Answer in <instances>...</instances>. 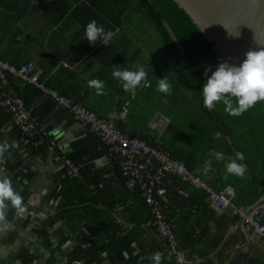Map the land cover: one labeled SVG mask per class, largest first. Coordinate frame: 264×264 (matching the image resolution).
Instances as JSON below:
<instances>
[{
	"label": "crops",
	"instance_id": "crops-1",
	"mask_svg": "<svg viewBox=\"0 0 264 264\" xmlns=\"http://www.w3.org/2000/svg\"><path fill=\"white\" fill-rule=\"evenodd\" d=\"M92 20L112 32L107 45L85 38ZM0 56L14 65L34 62L38 80L123 133L167 151L162 135L173 118L157 82L169 54L135 0H0ZM135 66L145 67L147 76L133 95L112 71ZM94 78L104 81L99 93L88 83ZM10 80L47 142L29 147L0 106V175L10 178L23 206L18 214L9 204L0 218L11 224L0 233V264H17L25 248L34 264H154L156 255L159 264H179L166 254L165 239L150 224L151 209L139 190L126 187L107 145L39 88L19 77ZM66 159L80 167L79 176L66 174ZM162 185V209L185 255L182 264H264V239L231 209L212 207L203 188L176 174Z\"/></svg>",
	"mask_w": 264,
	"mask_h": 264
},
{
	"label": "trees",
	"instance_id": "trees-1",
	"mask_svg": "<svg viewBox=\"0 0 264 264\" xmlns=\"http://www.w3.org/2000/svg\"><path fill=\"white\" fill-rule=\"evenodd\" d=\"M135 2L169 54L160 64L159 73L172 85L166 97L167 113L173 121L162 135L161 146L199 172L215 189L233 185L237 203H254L264 194V100L256 101L240 115H230L222 104L205 107L201 95L205 69L196 68V62L205 55L214 66L222 61L213 50V43L206 41L197 24L175 0ZM216 152L223 153L224 159L217 161ZM237 152L244 154V159L237 162L247 165L246 173L243 177L225 178V160L234 159ZM29 258L27 253L22 254L24 263L28 264Z\"/></svg>",
	"mask_w": 264,
	"mask_h": 264
},
{
	"label": "built area",
	"instance_id": "built-area-1",
	"mask_svg": "<svg viewBox=\"0 0 264 264\" xmlns=\"http://www.w3.org/2000/svg\"><path fill=\"white\" fill-rule=\"evenodd\" d=\"M35 64L32 61L14 65L0 57V106L10 115L12 123L19 129L29 147L39 148L46 140L45 131L31 114L23 97L14 89L10 76L19 77L39 88L73 116L82 119L89 129L108 147L110 157L116 160L121 169L125 185L130 190H139L152 212L150 224L155 226L165 239V252L179 264L185 262V255L177 242L172 224L163 209L162 200L166 195L163 180L169 174H176L183 180L203 188L216 209H231L244 225L257 237L264 239V202L252 205H239L234 202L235 187L215 190L194 170L189 169L167 151L146 141L127 135L115 124L85 105L75 102L35 77ZM66 174L80 175V167L70 159L65 160ZM183 194H187L184 190Z\"/></svg>",
	"mask_w": 264,
	"mask_h": 264
},
{
	"label": "clouds",
	"instance_id": "clouds-1",
	"mask_svg": "<svg viewBox=\"0 0 264 264\" xmlns=\"http://www.w3.org/2000/svg\"><path fill=\"white\" fill-rule=\"evenodd\" d=\"M228 34L236 36L229 32ZM112 35V32H105L103 25H98L95 20L90 21L85 26L84 36L91 45L96 44L97 40L102 45H107ZM257 45L259 47L248 50L244 55V59L238 63L222 60L215 65L214 70L211 67L205 68L203 73L204 82L201 86V95L205 107L211 108L214 104H222L224 110L230 115H240L256 101L264 100V45ZM146 76L147 71L143 66H135L134 68L117 67L112 71V77L117 80L122 89L131 92L133 95H135L136 88L146 80ZM88 83L98 93L104 86V81L101 79L94 78L89 80ZM157 88L159 91L169 94L172 85L167 77L163 76L159 77ZM4 147L6 148L7 145H4ZM215 159L217 161L224 159V154L216 152ZM243 159L244 154L237 152L234 159L225 160V178L228 175L238 177L245 175L247 165L237 162ZM205 167H207V164H205ZM9 204L16 208L18 214L23 212L22 196L13 188L7 175H0V218L3 217ZM153 261L154 264H159V255L154 256Z\"/></svg>",
	"mask_w": 264,
	"mask_h": 264
},
{
	"label": "water",
	"instance_id": "water-1",
	"mask_svg": "<svg viewBox=\"0 0 264 264\" xmlns=\"http://www.w3.org/2000/svg\"><path fill=\"white\" fill-rule=\"evenodd\" d=\"M175 1L197 24L206 41L213 43L220 60L238 63L248 50L264 45V0ZM216 22L220 24H212ZM204 58L214 69L211 58ZM257 202H264V194Z\"/></svg>",
	"mask_w": 264,
	"mask_h": 264
},
{
	"label": "flooded vegetation",
	"instance_id": "flooded-vegetation-1",
	"mask_svg": "<svg viewBox=\"0 0 264 264\" xmlns=\"http://www.w3.org/2000/svg\"><path fill=\"white\" fill-rule=\"evenodd\" d=\"M206 67H208V63L207 61L205 60L204 57H201V59L199 58L196 62V68H199V69H205ZM24 253H27L28 256L30 257L29 259L31 260L30 262H28V264H34L35 262V255L33 254V252L27 248L21 250L18 254V259H19V262L17 264H26L22 261V254ZM16 264V263H15Z\"/></svg>",
	"mask_w": 264,
	"mask_h": 264
},
{
	"label": "rangeland",
	"instance_id": "rangeland-1",
	"mask_svg": "<svg viewBox=\"0 0 264 264\" xmlns=\"http://www.w3.org/2000/svg\"><path fill=\"white\" fill-rule=\"evenodd\" d=\"M7 216H8V215H7ZM3 220H4V219H3ZM3 220H2V221H3ZM2 221H0V225H1ZM7 224H8V225H7ZM10 227H11V224H10V223H6V222L2 223V225L0 226V233L3 235V233H4L5 231L9 230ZM0 238H2V236H0Z\"/></svg>",
	"mask_w": 264,
	"mask_h": 264
},
{
	"label": "bare ground",
	"instance_id": "bare-ground-1",
	"mask_svg": "<svg viewBox=\"0 0 264 264\" xmlns=\"http://www.w3.org/2000/svg\"><path fill=\"white\" fill-rule=\"evenodd\" d=\"M1 57V56H0ZM2 58V57H1ZM2 59H4V58H2ZM5 60V59H4ZM7 61V60H6Z\"/></svg>",
	"mask_w": 264,
	"mask_h": 264
}]
</instances>
